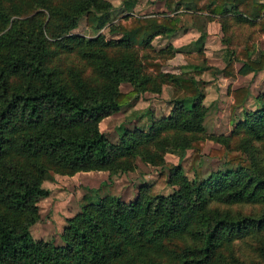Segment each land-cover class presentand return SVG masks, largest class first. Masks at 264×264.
I'll return each instance as SVG.
<instances>
[{
    "label": "trees",
    "instance_id": "1",
    "mask_svg": "<svg viewBox=\"0 0 264 264\" xmlns=\"http://www.w3.org/2000/svg\"><path fill=\"white\" fill-rule=\"evenodd\" d=\"M166 1L171 6L174 0ZM183 1L210 18L232 12L241 22H255L264 37L263 0ZM31 2L34 11L21 14L6 11L0 0V264H264V94L256 97L260 107L244 113L245 120L233 130L244 134L250 148L232 149L229 137H211L220 145L207 156L224 167L204 177L205 140L199 135L206 111L198 81L163 72L164 57L141 61L131 51L176 31L177 19L127 13L111 23L113 6L104 0ZM136 2L122 0L128 11ZM83 15L91 28L110 22L109 32L116 37L72 33ZM49 37L84 64L54 63ZM204 38L197 39L198 50ZM109 49L124 51L112 56ZM225 53L224 67L217 69L225 79L264 70V52L253 59L249 44ZM122 83L132 89L122 92ZM164 85L181 91L168 115L152 114L147 125L122 126L117 142L100 130L104 118L137 94H159ZM249 94L247 87L233 89L231 111ZM187 150L185 172L192 179L179 163L164 158L179 153L181 160ZM138 156L162 169L135 199L88 188L80 211L67 219L62 245L33 238L38 203L50 194L42 182L53 178L51 171L67 176L108 171L110 181L133 170ZM175 184L171 193H162ZM245 206L262 209L258 215L244 214ZM238 243L251 254L235 249Z\"/></svg>",
    "mask_w": 264,
    "mask_h": 264
},
{
    "label": "rangeland",
    "instance_id": "2",
    "mask_svg": "<svg viewBox=\"0 0 264 264\" xmlns=\"http://www.w3.org/2000/svg\"><path fill=\"white\" fill-rule=\"evenodd\" d=\"M54 1L58 3L62 0ZM104 1L111 3L113 6L110 15L111 23L116 22L117 19L127 13L134 16L164 14L177 19L179 28L176 31L169 35L162 34L153 37L150 45L144 50L135 48V51H131L135 55L138 54L141 61L145 57L154 59L164 57L163 72L193 77L198 81L204 94L202 105L206 111L203 122L205 131L199 135L205 140L202 161L203 176L207 177L211 172L224 167L223 161L207 156L211 147H219L220 145L211 137L218 135L229 137L227 142L232 149L250 148V143L243 141L244 134L233 133V130L237 123L245 120L244 113L253 112L260 107L256 97L264 94V70L249 74L246 77L237 76L235 79H225L217 72V69H221L225 65L224 56L227 48L238 49L249 44L253 59H257L264 52V37L258 32V25L255 22H241L238 20L237 15L232 12L224 17L210 18L211 14L205 10L194 9L190 5L186 6L183 0H174L171 6H168L166 0H137L130 11L124 9L122 0ZM3 4L6 11L18 9L22 11L21 14H31L34 11L31 0H3ZM110 22L101 29L91 28L86 25L85 15H83L72 33L85 37L102 33L107 39L115 38L116 36L109 32ZM181 30H188V32L177 36V31ZM201 34L205 35L204 44L202 49L198 50L199 44L196 41ZM49 38L52 40L49 44L50 50L53 53L55 52L51 58L54 63L63 61L66 66H82L84 64L76 57L67 56L60 48H56V45L53 44L55 39ZM109 50L112 52L110 53L112 56H115L118 53L117 51H124ZM125 51L127 50L125 49ZM236 67H238V64H236ZM86 73L88 74L89 71L87 70ZM234 86L237 88L247 87L250 94L244 104L233 112L230 109V102L231 91ZM119 88L122 92H127L132 89V86L129 83H122ZM176 91V87L164 85L159 94L151 92L137 94L129 103L121 107L120 111L103 119L99 124V128L110 141L117 142L122 126L147 125V120L152 114L156 118L168 115L171 109V101L177 93L181 94V91ZM148 110L151 111V114L147 113ZM260 144L263 147L264 140ZM190 153L191 151L187 150L181 160L179 153L169 152L165 154L164 158L172 164L179 163L185 172ZM161 169L160 165L145 163L138 156L134 160L133 170L112 175L110 181L107 180L108 171L80 172L75 177L51 171L53 178L45 179L42 182V185L50 190V194L38 203L39 220L31 226V235L35 239L52 240L56 245H62V233L67 226V219L80 211L81 204L84 202V195L88 193V188L101 187L103 193L117 195L124 201H129L140 194L144 185H150L156 181ZM164 170L167 171V168ZM185 175L190 179L193 177L192 173L187 171ZM176 187V184L169 185L162 193H171ZM261 209L262 206H245L242 212L258 215ZM242 244L238 243L235 249L239 247L242 248L241 252L244 255L246 253L251 254V251ZM229 253L231 252L229 251ZM239 254L240 252L237 253V255Z\"/></svg>",
    "mask_w": 264,
    "mask_h": 264
},
{
    "label": "crops",
    "instance_id": "3",
    "mask_svg": "<svg viewBox=\"0 0 264 264\" xmlns=\"http://www.w3.org/2000/svg\"><path fill=\"white\" fill-rule=\"evenodd\" d=\"M188 32V30H181V31H177V36L179 35V34H182V33H187ZM176 48V47H175ZM239 77H246V76H248V75H246V76H241V75H238ZM235 79V78H234ZM234 79H232V80H234ZM234 88H237V87H233V89ZM105 119V118H104ZM101 123V122H100ZM89 172H94V171H89ZM80 172H78V174H79ZM77 173L76 174H74L72 177H75V176H77L78 175Z\"/></svg>",
    "mask_w": 264,
    "mask_h": 264
}]
</instances>
